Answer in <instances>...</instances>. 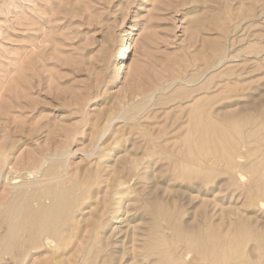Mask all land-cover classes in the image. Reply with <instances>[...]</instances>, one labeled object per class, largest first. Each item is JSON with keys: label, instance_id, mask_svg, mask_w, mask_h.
<instances>
[{"label": "rangeland", "instance_id": "1", "mask_svg": "<svg viewBox=\"0 0 264 264\" xmlns=\"http://www.w3.org/2000/svg\"><path fill=\"white\" fill-rule=\"evenodd\" d=\"M0 175V264H264V0H0Z\"/></svg>", "mask_w": 264, "mask_h": 264}, {"label": "bare ground", "instance_id": "2", "mask_svg": "<svg viewBox=\"0 0 264 264\" xmlns=\"http://www.w3.org/2000/svg\"><path fill=\"white\" fill-rule=\"evenodd\" d=\"M132 28V27H131ZM127 32H129V30L127 31ZM132 33V32H131ZM130 33V34H131ZM129 34V33H128ZM129 34V35H130ZM127 37V36H126ZM129 37V36H128ZM128 39H124V44L118 49V51H116L117 53H115L116 54V57L118 58V62H117V66L116 67H118V69H122L124 66H125V57H126V55H127V53H128ZM115 67V69H117ZM117 71V70H116ZM254 118H255V116H254ZM192 125V124H191ZM257 125V124H256ZM205 128V127H204ZM193 129V128H192ZM197 129V128H196ZM191 130V129H190ZM201 131H203V130H201ZM200 132V131H199ZM203 133H205V131L203 132ZM189 134V133H188ZM185 135V134H184ZM191 136V135H190ZM99 139V138H98ZM153 141V140H152ZM188 142V141H187ZM192 144V143H191ZM186 145V144H185ZM200 145V144H199ZM192 146V145H191ZM197 146V145H196ZM150 147V146H149ZM197 149V148H196ZM201 152V151H200ZM68 159V158H67ZM67 164V163H66ZM41 165H43V164H41ZM56 167H57V165H56ZM37 171H39L38 169H36ZM58 171V170H57ZM42 173V172H41ZM1 176V175H0ZM51 177H53V179H55V178H57V176H51ZM7 179V178H6ZM5 179V180H6ZM30 179V178H29ZM51 179V178H50ZM45 180H48V179H41L40 178V180L39 181H45ZM36 182H38L37 180H36ZM24 184L23 185H25L26 186V188L29 186V183L27 184L26 182H23ZM16 184V183H15ZM258 184V183H257ZM14 185V184H13ZM21 185L22 184H16V186L15 187H21ZM22 185V186H23ZM257 190H258V188H257ZM65 191V190H64ZM261 191V190H260ZM259 193V192H258ZM48 194H49V191H48V188H46L45 186L44 187H42V188H39L37 191H36V193L34 194V199L33 200H36V202L37 201H39V199H41V198H43V199H48L49 197H48ZM65 194V193H64ZM125 194V193H124ZM120 195V194H119ZM264 196V195H263ZM72 200V199H71ZM65 202V201H64ZM43 205V204H42ZM64 205H65V203H64ZM63 205V206H64ZM37 206H38V204H37ZM61 207V206H60ZM66 206H64V208H65ZM45 207H40V210H35L34 212H32L31 213V218H33L32 220L30 219L28 222H29V224H31V225H37L38 227H39V230H47L48 228H49V224H50V226L52 225L51 223H53L52 222V220H53V217H52V215L53 214H51V212L49 211V210H45L44 209ZM62 208V207H61ZM63 208H62V212H63ZM65 210H68V209H66L65 208ZM58 211V210H57ZM61 212V211H60ZM115 212V211H114ZM56 213V212H55ZM63 213H65V212H63ZM63 213H61V216L63 217ZM68 213V212H67ZM59 214V213H58ZM110 214V213H109ZM113 214V213H112ZM116 214V213H115ZM120 214V213H119ZM56 215V214H55ZM114 215V214H113ZM168 215V214H167ZM58 217V216H57ZM65 217V216H64ZM71 217V216H70ZM114 217V216H113ZM113 217L111 218V220L113 219ZM54 218H55V216H54ZM65 219H66V217H65ZM68 219V218H67ZM66 219V220H67ZM109 220V219H108ZM53 221H55V220H53ZM65 221V220H64ZM67 221H69V220H67ZM71 221V220H70ZM116 221V220H115ZM164 221V220H163ZM55 223H56V221H55ZM63 223H65V222H63ZM105 223H107V222H105ZM170 223V222H169ZM47 232V231H46ZM39 237V236H38ZM107 237H109V236H107ZM95 238V237H94ZM105 238V237H104ZM108 239H110V238H108ZM151 239V238H150ZM110 241V240H109ZM126 242V241H125ZM111 243V242H110ZM106 244V243H105ZM107 244H109V243H107ZM111 244H113V243H111ZM110 244V245H111ZM116 244V243H115ZM98 245V244H97ZM103 247H105V245L103 246ZM108 247H109V245H108ZM107 247V248H108ZM113 247V246H112ZM115 247H117V246H115ZM123 247V246H122ZM111 248V247H110ZM105 249V248H104ZM113 249H115V248H113ZM169 249V248H168ZM96 250H98V249H96ZM107 250V249H106ZM108 250H110V249H108ZM120 250V249H119ZM89 252V251H88ZM94 252V251H93ZM96 252V251H95ZM95 252H94V254H95ZM118 252V251H117ZM121 252V251H120ZM96 253H98V252H96ZM108 253V252H107ZM109 254V253H108ZM107 254V255H108ZM112 254L114 255V253L112 252ZM160 254V253H159ZM104 255V254H103ZM112 255V256H113ZM106 255H104L103 256V259H104V257H105ZM109 256V255H108ZM122 256V255H121ZM181 256V255H180ZM114 257V256H113ZM130 257H131V255H130ZM134 259V258H133ZM157 259V258H156ZM155 259V260H156ZM109 260V259H108ZM101 261V260H100ZM102 262V261H101ZM105 263H107L106 261H104ZM104 262H102L103 264H104ZM146 262V261H145ZM101 264V263H100Z\"/></svg>", "mask_w": 264, "mask_h": 264}]
</instances>
